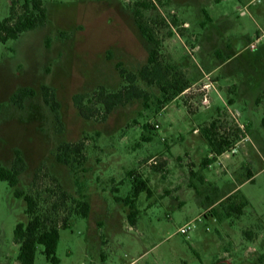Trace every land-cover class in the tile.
Returning <instances> with one entry per match:
<instances>
[{
    "label": "rangeland",
    "instance_id": "374dc122",
    "mask_svg": "<svg viewBox=\"0 0 264 264\" xmlns=\"http://www.w3.org/2000/svg\"><path fill=\"white\" fill-rule=\"evenodd\" d=\"M10 1L0 0V20ZM136 1L45 0L46 25L0 43V162L9 167L20 150L26 169L17 186L59 230L55 264H264V0H152L145 16L166 22L152 25L161 61L189 87L167 101L138 77L148 107L137 98L106 118H85L73 95L118 90L121 69L138 74L147 64L153 45L129 13ZM206 76L216 89L208 106L200 101ZM43 84L55 92L60 124ZM26 86L35 93L19 108L10 97ZM213 119L222 136L242 125L237 152L212 153L203 127ZM79 140L84 159H56L60 143ZM135 180L151 192L136 197L131 225L124 200ZM76 200L88 202L87 216ZM25 208L0 181V264H19L13 231L29 220ZM34 264H54L41 245Z\"/></svg>",
    "mask_w": 264,
    "mask_h": 264
},
{
    "label": "trees",
    "instance_id": "16d2710c",
    "mask_svg": "<svg viewBox=\"0 0 264 264\" xmlns=\"http://www.w3.org/2000/svg\"><path fill=\"white\" fill-rule=\"evenodd\" d=\"M153 6L152 0H137L130 7L134 22L140 33L153 45L149 51L147 64L141 67L138 74L121 69L120 74L125 79L126 84L118 90L110 91L105 86L98 85L91 94L80 93L73 95L72 100L83 117L101 116L102 118H106L116 106L125 105L132 99L137 98L143 99L144 106L148 107L149 94L145 89L136 84L138 77L147 84L158 85L161 91L166 94L165 99L167 101L189 87L184 76L181 74L178 78L170 77V70L161 61V40L153 32L152 25L155 23L166 24V22L164 18L157 20L145 16L144 11ZM47 22L48 14L45 0H22L21 2L20 0H11L9 14L0 20V43H5L9 39H16L21 33L44 26ZM175 22L173 20V23ZM40 91L44 102L54 113L57 124H60V104L56 99L53 88L43 84L40 87ZM34 93L35 91L32 87H21L11 95L10 99L13 104L22 108L24 99ZM258 101L259 99L257 98L256 102ZM233 103L234 100L232 98L228 99V104L231 105ZM217 122V119H213L207 127H203V134L214 155L224 153L232 147L231 144L244 137L240 125H234L230 132H226L224 136L219 135L217 132ZM261 123L264 128V116L261 118ZM82 150V140L77 142H62L57 147L55 157L61 163L70 164L76 157L84 159ZM203 162L204 164H209L211 161L203 160ZM25 169L26 163L19 149L15 150L14 159L9 167L0 162V181H6L8 185L14 187V196L22 198L25 201V212L29 216V220L26 223L18 222L14 227V240L19 244L17 260L19 264H34L37 248L41 245L46 260L55 264L59 262L56 256V249L60 238L59 230L56 226H47L46 222H44L37 212L35 197L17 186L19 175ZM142 191H145L148 195L151 192L146 182L135 180L132 197L124 200L131 208L128 213V220L131 225H134L136 222L134 201ZM75 202L80 208L82 216H87L89 210L88 202L81 200H76ZM235 210L241 212L242 207L236 205ZM178 264H187V262L182 261ZM214 264L225 263L222 260H218Z\"/></svg>",
    "mask_w": 264,
    "mask_h": 264
},
{
    "label": "built area",
    "instance_id": "2783aa9c",
    "mask_svg": "<svg viewBox=\"0 0 264 264\" xmlns=\"http://www.w3.org/2000/svg\"><path fill=\"white\" fill-rule=\"evenodd\" d=\"M261 41L260 37L256 38L253 42H250L248 44V47H250L251 49H254L256 47V44L259 43ZM215 86L213 85L212 81L208 78V76H206V80L203 83V86L201 87V90L203 91L202 93V97H201V104L208 106L210 103V99H209V93L211 90H214ZM242 127V125H240ZM232 153L237 152V144H235L234 146H232L230 148V150ZM189 224H186L185 226L181 227L179 229V231L182 234H186L189 230Z\"/></svg>",
    "mask_w": 264,
    "mask_h": 264
},
{
    "label": "crops",
    "instance_id": "0c3cea01",
    "mask_svg": "<svg viewBox=\"0 0 264 264\" xmlns=\"http://www.w3.org/2000/svg\"><path fill=\"white\" fill-rule=\"evenodd\" d=\"M132 12V10L130 11L129 10V13H131ZM132 14V16H133V13H131ZM132 16H130V18L132 19ZM133 19H134V17H133ZM41 27V26H40ZM199 48V44H197L196 45V49H198ZM214 91H216V89H214ZM234 102H235V99H234ZM231 106H232V104H231ZM217 108H219V107H217ZM238 112V114H240L239 113V111H237ZM211 164V163H210ZM210 166V165H209ZM254 177H255V175L254 174H252V175H250L249 176V178L247 179V180H244L243 182H252L253 180H254ZM232 191V193L233 192H236V191H239V189H234V190H231ZM245 199H246V201L248 202V204H249V200L245 197Z\"/></svg>",
    "mask_w": 264,
    "mask_h": 264
}]
</instances>
